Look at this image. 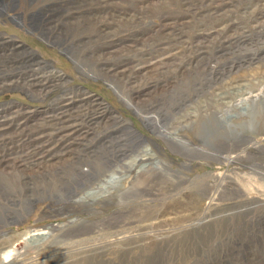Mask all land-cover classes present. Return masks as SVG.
<instances>
[{
	"label": "rangeland",
	"instance_id": "1",
	"mask_svg": "<svg viewBox=\"0 0 264 264\" xmlns=\"http://www.w3.org/2000/svg\"><path fill=\"white\" fill-rule=\"evenodd\" d=\"M98 1L0 0L27 25L0 12V79L28 71L23 50L67 74L43 97L0 90V120L15 119L0 124V239L47 232L14 238L1 263L264 264V0ZM103 76L141 113L226 159L167 144ZM73 90L71 102H51ZM52 114L70 120L30 126ZM158 157L169 169L148 164ZM13 210L23 217H6Z\"/></svg>",
	"mask_w": 264,
	"mask_h": 264
},
{
	"label": "bare ground",
	"instance_id": "2",
	"mask_svg": "<svg viewBox=\"0 0 264 264\" xmlns=\"http://www.w3.org/2000/svg\"><path fill=\"white\" fill-rule=\"evenodd\" d=\"M98 1V0H97ZM99 2V1H98ZM1 3V2H0ZM2 4V3H1ZM2 8H1V6H0V12H2L3 10H1ZM3 13V15L5 16V18H9L10 20H14L15 22L17 21V22H21L20 24L22 25V27H24V28H26L27 29V25L25 24V22L23 21V19H21V13H20V11H16V12H14V13H12V14H4V12H2ZM154 14H156L155 12H153L152 14H151V17H153L154 16ZM163 17V16H162ZM166 18V17H165ZM168 18V17H167ZM170 19V18H169ZM6 20V19H5ZM7 24V23H6ZM154 24V23H153ZM159 27V26H158ZM168 27V26H167ZM164 28H166V26L164 27ZM161 29V28H160ZM30 31V30H29ZM170 36V35H169ZM0 39H1V36H0ZM172 39V38H171ZM169 40V39H168ZM15 41V40H14ZM14 41H12L11 40V45H13L14 47H11L12 49L13 48H15L16 47V49L19 47V46H21L20 44L18 45H16L15 44V42ZM163 43V42H162ZM167 43H169V42H167ZM157 45H161V42L159 41L158 43H157ZM153 49H156L155 47L153 48ZM157 49H158V47H157ZM164 49H166L165 47H164ZM163 48H162V50H164ZM171 49V48H170ZM166 50H168V49H166ZM18 51H20V49H18ZM24 52V54H26V56L23 58V60H22V62H24L25 64H26V66L28 67V71L27 72H25V73H22V74H12L11 75V77L14 79V80H9V78H7L8 76H10V75H8V76H6V75H4V77L5 78H3V79H0V90L1 91H3V90H6V89H10L11 87H16V88H19V89H21V90H23L25 93H30V95L32 94V95H34L35 94V97H33V98H36V97H41L43 94H45V95H47V94H49V92L51 91V88H56V87H60L61 86V81L67 76V74L65 73V72H63V71H60V70H56L55 68H51V66H48L49 64H47V65H45V67L43 68L42 66H41V64H42V62L44 61L43 59H41L40 57H39V55L34 51V50H32V51H26V50H23ZM165 51V50H164ZM21 53H22V50L20 51ZM26 52V53H25ZM157 52V51H156ZM63 53H65L64 55H68V53L67 52H63ZM143 55H144V53H143ZM151 55V53L149 54V56ZM155 55V54H154ZM153 55V56H154ZM168 57H170L171 56V54H168L167 55ZM166 56V57H167ZM167 57V58H168ZM146 58H147V56H146ZM154 58V57H153ZM162 58V57H161ZM70 59V58H69ZM165 58L163 57V60H164ZM72 59H70V61H71ZM162 60V59H161ZM73 61V60H72ZM76 60H74L73 62L75 63L74 65L76 66V69H77V67L80 69V70H82V73L85 75V76H87L88 77V75L89 74H85V68H82L83 66H80L77 62H75ZM139 61H141V59H139ZM160 62V59L158 58V59H156L155 61H152V62H149L151 65H156V64H158ZM28 63V64H27ZM116 65V64H115ZM140 65V64H139ZM147 65H148V63H147ZM136 67V66H135ZM134 67V68H135ZM139 67V66H138ZM143 67V66H142ZM145 67V66H144ZM152 67V66H151ZM140 68H141V66H140ZM114 69V68H113ZM127 68H125V70H126ZM138 69V68H137ZM79 70V71H80ZM110 70V69H109ZM150 70V69H149ZM155 70V69H154ZM132 71H134V69L132 70ZM139 71V70H138ZM104 72V71H103ZM102 72V73H103ZM108 72V71H107ZM130 72H131V70H130ZM137 72V71H136ZM80 73V72H79ZM128 76H130V74L128 75ZM90 78H91V76H89ZM103 77H105V76H103ZM107 77V76H106ZM106 77L104 78V79H102L103 80V82L109 87V88H111V89H113L114 90V92H115V94L119 97V100H121L125 105H127L129 108H131L132 110H133V112L136 114V115H138L141 119H143L144 121H147V122H149L152 126L151 127H153V129L157 132V134H158V136L160 137V138H162L167 144H170L171 146H173L174 148H176V149H178L179 151H181V152H185V153H188V154H195V155H199V156H205V157H210V158H223V159H226V157L224 158V157H222V156H220L218 153H215V152H213L212 150H210V149H208V148H206V147H204L203 145H201V143L199 142H196L195 140H192L191 138H189L186 134H181V133H177V132H175V131H169L168 129H167V127L165 128L164 127V125L162 124H160V118L158 117V116H155V115H152V114H143V113H141V111L138 109V108H136L134 105L135 104H133V102H132V100L128 97V96H123L122 94H121V92H120V90L119 89H117L116 88V86H114L112 83H111V81H109L108 79H106ZM113 78V77H112ZM115 78V77H114ZM102 80L100 81V82H102ZM124 80V79H123ZM127 83V82H126ZM137 91H139V90H137ZM78 92V91H77ZM76 91H70L69 93H62V94H60V95H58L57 97L55 96L53 99H51L52 101L51 102H53L54 101V103H57L58 104V102L64 97V95H66V94H68L66 97H64V99H67V101L68 102H71V100L73 99V97L74 96H76V95H78V93H77ZM133 92H135V91H133ZM138 93V92H137ZM132 94V93H131ZM139 94V93H138ZM129 95V94H128ZM80 96V95H79ZM88 96H90V95H88ZM138 96V95H137ZM43 97V96H42ZM45 98V97H44ZM49 98V97H48ZM47 98V99H48ZM82 98V97H81ZM83 98H84V95H83ZM86 98V97H85ZM249 98V97H248ZM253 99V98H252ZM50 100V99H49ZM78 100V99H77ZM80 100V99H79ZM98 100V99H97ZM39 101V100H38ZM76 101V100H75ZM140 101V100H139ZM97 102V101H96ZM67 103V102H66ZM102 103V102H101ZM70 104V103H69ZM73 105V104H72ZM83 105V104H82ZM100 106V105H99ZM50 107V106H49ZM54 108H56V107H54ZM74 108H75V106H74ZM104 108V107H103ZM107 108H109V107H107ZM22 109H24L23 107L22 108H20V107H18V109H16V110H14V113L15 114H19V113H21V110ZM57 109V108H56ZM105 109V108H104ZM25 110V109H24ZM77 110H79V108H77ZM59 111V110H58ZM62 111V110H61ZM63 111H65V110H63ZM62 111V112H63ZM102 111V110H101ZM107 111V110H106ZM29 112V111H28ZM68 112V111H67ZM81 113V112H80ZM66 114H68V113H66ZM70 114V113H69ZM10 114H8V115H2V117L4 118V119H2L1 118V120H0V124H7V123H9L10 121H14L15 119L13 118V117H8ZM58 115L59 114H52V116L51 117H47V118H49V119H46V118H44L43 116V118H41V119H39V117L38 118H36V120H35V122H33V124H30V126L31 127H38L39 128V125H41V122H47V124H48V121H50V122H52L51 124H54L55 126H56V124L57 123H62V124H64V121H68V120H70L69 118H66V119H63V120H61L60 119V117H58ZM61 115V114H60ZM71 115V114H70ZM81 115H84V114H81ZM99 115V114H98ZM102 115V114H101ZM158 115V114H157ZM18 116V115H17ZM25 116V115H24ZM41 116V115H40ZM69 117V116H68ZM73 117H74V115H73ZM77 117H78V115H77ZM109 117V116H108ZM107 117V118H108ZM75 118V117H74ZM80 118V117H79ZM14 119V120H13ZM55 119H57V120H55ZM97 119V118H96ZM24 120V119H23ZM81 120V119H80ZM23 123H25L24 121H23ZM75 123V122H74ZM74 123H72V125L75 127V125H74ZM76 123H77V121H76ZM86 123V122H85ZM50 124V123H49ZM43 125H45V124H43ZM54 125H53V128H54ZM61 125V124H60ZM68 125H70V124H67V125H65L66 126V128H67V126ZM76 125H80V123L79 124H76ZM83 125V124H82ZM166 125V124H165ZM8 126V125H7ZM16 126V125H15ZM46 126V125H45ZM51 126V125H50ZM59 126V125H58ZM57 126V127H58ZM65 126H61L62 128H64ZM71 126V125H70ZM19 127V126H18ZM33 127V128H34ZM41 127V126H40ZM71 128V127H70ZM69 128V129H70ZM15 129H17L16 127H15ZM21 130H22V128H20ZM24 129V128H23ZM37 129V128H36ZM35 129V130H36ZM56 129V128H55ZM61 129V128H60ZM59 129V130H60ZM77 129V128H76ZM41 130V129H40ZM65 130V129H64ZM68 130V129H67ZM37 131V130H36ZM73 131V130H72ZM35 132V131H34ZM41 131H37L36 133H40ZM56 132V131H55ZM58 132V131H57ZM71 132V131H70ZM0 133H3V131L1 132L0 131ZM68 133V132H67ZM50 134H52V131H51V133H49V135ZM48 135V136H49ZM54 135V134H53ZM67 135V134H66ZM65 135V136H66ZM59 136V135H58ZM57 136V137H58ZM64 136V135H63ZM37 137V136H36ZM61 137V136H60ZM60 137H58V138H60ZM63 138V137H62ZM73 138V137H72ZM154 138V137H153ZM52 139V138H51ZM74 139H77V137L76 138H74ZM57 140H59V139H57ZM63 140V139H62ZM149 140V139H148ZM49 141V140H48ZM59 141H61V140H59ZM69 142V141H68ZM54 143V142H53ZM40 144H43V143H40ZM55 144V143H54ZM57 144V143H56ZM66 144H67V142H66ZM150 144V143H149ZM257 144V143H256ZM70 145V144H69ZM258 145V144H257ZM42 146V145H41ZM40 146V147H41ZM44 146V145H43ZM56 146V145H55ZM63 146V145H62ZM39 147V148H40ZM67 147H69V146H67ZM60 149V148H59ZM39 150V149H38ZM37 151V150H36ZM49 151V150H48ZM66 151V150H65ZM151 151V150H150ZM42 152H43V150L40 152L41 153V155H40V159H43L44 158V156H42ZM154 152V151H153ZM69 153V152H68ZM152 153V152H151ZM44 154V153H43ZM60 154V153H59ZM58 153H57V155L56 154H54V155H56V156H58L59 155ZM63 154V153H62ZM142 154H144V153H142ZM48 155H51V153H48ZM53 154H52V156L51 157H53L54 156ZM152 155V154H151ZM62 156V155H61ZM146 156V155H145ZM148 156V155H147ZM9 157V156H8ZM20 157V156H19ZM18 156H16L15 157V159L16 158H19ZM51 157H49V159L51 158ZM140 157V156H139ZM150 157V156H149ZM154 157V156H153ZM3 158V157H2ZM0 159V163L3 161V159ZM38 158V157H37ZM147 158V157H146ZM155 158V157H154ZM34 159V158H33ZM145 159V158H144ZM156 159V158H155ZM32 160V159H31ZM53 160V159H52ZM19 161L22 163H25V166H26V161H27V159L26 158H20L19 159ZM36 161V160H35ZM43 161V160H42ZM41 161V162H42ZM112 160L111 159H108L107 160V162H111ZM144 161V160H143ZM104 163V162H103ZM149 165H151V166H154V167H156V168H158L157 170H159V169H165V168H168L169 169V162L168 161H165L163 158H160L159 159V157H158V162H157V165L155 166V165H152V164H150V163H148ZM148 164L146 165V166H148ZM100 165H102V166H104V164H100ZM108 165V164H107ZM106 165V166H107ZM110 165V164H109ZM144 165V166H145ZM27 167V166H26ZM99 167V166H98ZM25 168V167H24ZM104 168V167H103ZM149 168V167H148ZM5 170V169H4ZM100 171V170H99ZM42 172V171H41ZM3 173V172H2ZM86 173V172H85ZM96 173L97 172H95V175H96ZM93 174V173H92ZM102 173H100V175H101ZM105 174V173H104ZM6 175H8V174H6ZM82 175V174H81ZM95 175H93V176H95ZM99 175V174H98ZM99 175V176H100ZM11 176V175H10ZM1 177V176H0ZM85 177V176H84ZM105 177V178H104ZM15 178V177H14ZM19 178V177H18ZM22 180V179H21ZM94 180H95V182L98 184V185H100V184H102V183H105V182H107V175H101L100 177H98V178H94ZM9 182V181H8ZM28 182V181H27ZM2 183V182H1ZM19 189V188H18ZM20 190V189H19ZM71 193L73 194L74 192L71 190ZM86 193H89V192H86ZM9 196V195H8ZM75 196V195H74ZM84 197L85 196H82V197H76V199H74V201L72 202V204H76V205H79V204H81V203H83L84 201H82L83 199H84ZM83 198V199H82ZM25 200H27L26 198H25ZM255 201V200H254ZM1 205V204H0ZM31 205V204H30ZM29 204L25 207V209H27V212H29V210H30V206ZM70 205V204H69ZM250 205V204H249ZM262 205V204H261ZM2 208L3 207H5V206H1ZM23 207V206H22ZM74 207H77V206H74ZM73 207V208H74ZM1 208V209H2ZM0 209V210H1ZM15 209V208H14ZM18 209V208H17ZM23 209H24V207H23ZM6 210V209H5ZM9 210V209H8ZM30 213V212H29ZM20 214H22L21 212H19L18 214H16V213H14V210L12 211V212H9V213H7V215H6V217H8V218H10V217H16V216H22V215H20ZM23 217V216H22ZM262 217V216H261ZM264 217V216H263ZM16 219H18V218H16ZM21 219V218H20ZM21 220H23V219H21ZM260 221H261V219H260ZM18 222H19V220H18ZM23 222V221H22ZM50 230L52 229V228H49ZM49 229H48V231H49ZM40 229H28V230H25L23 233H20L19 235H15V236H13V235H10L9 237H3L2 239H0V264H20V263H16L15 261H12L11 263L9 262V263H4L5 262V260L6 259H8L9 257H10V255H9V252H10V247H11V244H12V242H13V239L14 238H22V239H26V240H31V239H39V238H42L43 237V235L45 234V233H47V232H41V231H39ZM4 235V233L2 232V234H1V236H3ZM264 235V234H263ZM0 236V237H1ZM25 240V241H26ZM9 248V249H8ZM3 256V258H1ZM26 260V259H25ZM2 261H4L3 263H1ZM11 261V260H10ZM39 262H42V261H39ZM24 263V262H23ZM22 264V263H21ZM28 264H29V262H28Z\"/></svg>",
	"mask_w": 264,
	"mask_h": 264
}]
</instances>
